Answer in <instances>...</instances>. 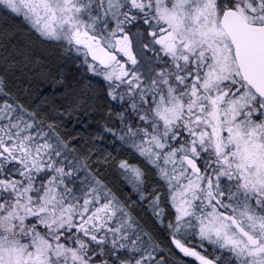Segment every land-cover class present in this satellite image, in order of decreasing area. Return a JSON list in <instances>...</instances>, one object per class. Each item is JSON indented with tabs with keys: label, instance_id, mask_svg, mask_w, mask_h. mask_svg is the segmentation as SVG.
I'll list each match as a JSON object with an SVG mask.
<instances>
[{
	"label": "snow or ice",
	"instance_id": "snow-or-ice-1",
	"mask_svg": "<svg viewBox=\"0 0 264 264\" xmlns=\"http://www.w3.org/2000/svg\"><path fill=\"white\" fill-rule=\"evenodd\" d=\"M0 264H264V0H0Z\"/></svg>",
	"mask_w": 264,
	"mask_h": 264
},
{
	"label": "trees",
	"instance_id": "trees-1",
	"mask_svg": "<svg viewBox=\"0 0 264 264\" xmlns=\"http://www.w3.org/2000/svg\"><path fill=\"white\" fill-rule=\"evenodd\" d=\"M53 71L55 72L56 69L53 68ZM25 83H26V81H25ZM37 84H39V88H40V90H45V89H47V90H49V91L51 90V85L48 84V83H40L39 80H33V87H32L33 97H32V98L38 100L39 93H38V91H37V87H36ZM45 94H47V92H45ZM82 119L87 120L88 117H82ZM69 127H72V125H69ZM105 147L108 149V151H112V145L110 144V142H107V146L105 145ZM113 178H114V177H111V176H110L109 179H113ZM125 191L127 192V190H125ZM128 193H129V192H128ZM129 194H130V193H129Z\"/></svg>",
	"mask_w": 264,
	"mask_h": 264
},
{
	"label": "bare ground",
	"instance_id": "bare-ground-1",
	"mask_svg": "<svg viewBox=\"0 0 264 264\" xmlns=\"http://www.w3.org/2000/svg\"><path fill=\"white\" fill-rule=\"evenodd\" d=\"M109 142H110V141H109ZM110 144H111V142H110ZM105 145L107 146V143H106ZM121 155H125V153L122 151V152H121ZM109 178H110V177H109ZM125 194H129V193L125 191Z\"/></svg>",
	"mask_w": 264,
	"mask_h": 264
}]
</instances>
